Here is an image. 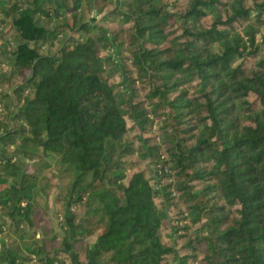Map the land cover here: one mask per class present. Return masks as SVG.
I'll list each match as a JSON object with an SVG mask.
<instances>
[{
    "label": "trees",
    "instance_id": "trees-1",
    "mask_svg": "<svg viewBox=\"0 0 264 264\" xmlns=\"http://www.w3.org/2000/svg\"><path fill=\"white\" fill-rule=\"evenodd\" d=\"M0 13L19 36L1 76L0 236L31 222L32 191L70 176L53 202L64 235L1 236L0 264H264V0H0Z\"/></svg>",
    "mask_w": 264,
    "mask_h": 264
},
{
    "label": "rangeland",
    "instance_id": "rangeland-1",
    "mask_svg": "<svg viewBox=\"0 0 264 264\" xmlns=\"http://www.w3.org/2000/svg\"><path fill=\"white\" fill-rule=\"evenodd\" d=\"M38 22L40 25H44L48 29H52L55 25L54 19H47V18H39ZM0 34H2V38L0 39V103L1 105H9L11 104V97L5 96L8 91L11 93V86H9V81L5 79L2 80L1 76L9 77L10 76V69H11V60L12 57L9 52L14 50L16 48V44L19 41V36L15 28L11 24L10 17H5L2 13H0ZM67 33L62 32L52 39V44H44L42 47H40V52L44 53L47 52L56 46L60 45L61 41L65 37ZM259 37V36H258ZM257 37V38H258ZM7 48V49H6ZM10 50V51H9ZM9 51V52H8ZM13 83L17 81V78H14ZM21 123V122H19ZM18 123V124H19ZM154 125L151 126V131L154 132ZM16 145L10 146V148H14ZM26 149L32 150L30 147L26 146ZM19 151L21 148H18ZM23 160L25 162V170L28 172H33V160L27 159L23 157ZM46 162L51 164V169H54L55 172L62 168L58 164L56 157L53 155H49L46 159ZM132 169L128 171V173H131ZM42 173V172H41ZM39 173V174H41ZM57 174V173H56ZM48 181V182H47ZM47 186H49L50 182L49 179H47ZM56 183L57 187L56 190L53 193H49V191H43L42 189H39L37 191V194L34 193L33 197V191L30 193V202H39V205H36V208L33 210V214L30 217L31 222L28 223L26 221H21L20 225L17 226L15 223H10V220H6L5 224L8 228V233H3L1 236H11V238H18L20 239V243L24 244L25 246H29L33 243L34 239L36 237L41 236L40 229L42 226H53V228L61 232V224H62V216L55 214L53 211V202H55V197L60 194L62 195L66 188L70 185V176L66 173L57 174V179L54 181ZM6 215H11V211L8 210ZM7 217V216H6ZM11 217V216H10ZM8 218V217H7ZM12 220L15 221V219L12 217ZM71 224V223H70ZM72 228L74 225H71ZM18 230V231H17ZM64 235V234H63ZM0 236V237H1ZM66 247H69V240L65 239ZM2 250V245H0V252ZM70 253L71 250H70ZM65 261H67V258H64Z\"/></svg>",
    "mask_w": 264,
    "mask_h": 264
}]
</instances>
